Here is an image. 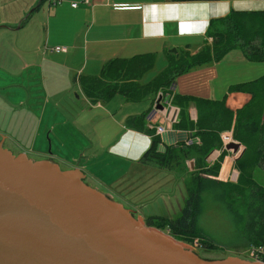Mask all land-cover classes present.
<instances>
[{
    "label": "crops",
    "instance_id": "0c3cea01",
    "mask_svg": "<svg viewBox=\"0 0 264 264\" xmlns=\"http://www.w3.org/2000/svg\"><path fill=\"white\" fill-rule=\"evenodd\" d=\"M72 2L74 6L70 5ZM125 3L140 7L113 6ZM12 4L15 6L6 16L7 21L0 22V28L9 31L0 34V89L8 91L0 92V100L17 111L15 119L22 117L28 122L29 130L21 134L12 128L11 133L2 129L0 132L10 140L29 133L33 138L48 133L52 130L47 123L53 108L46 109L47 102L63 104L61 115L66 124L62 131L58 128L56 137L63 152L73 148L74 159L68 162L25 147L22 153L51 158L58 166L73 164L83 174L81 177L90 182L89 186L127 204L142 217L166 216H144L137 207L154 198L163 187L167 190L164 197L174 196L179 182L176 166L168 169L139 160L151 137L156 136L155 125L177 130L173 125L181 107L186 119L194 122L199 101L221 104L234 116L237 109L249 105L257 87L264 118V61L246 59L238 49L227 51L218 61L177 75L161 109L153 107L149 95L129 101L114 94L104 101L90 102L78 85V77L96 76L102 63L110 58L153 54L154 65L155 60L163 59L162 51L170 47L187 44L195 52L207 40L205 31L210 19L230 11H262L264 0H22L21 5L11 0ZM38 8L40 14L35 12ZM25 21L30 22L29 27L18 33ZM55 45L65 46L66 50L55 52ZM150 78L142 77L141 82ZM240 84H245V89L234 88ZM36 85H41V90ZM173 95L184 100L182 106L172 101ZM40 104L45 106L39 111ZM172 114L176 116L174 121L169 120ZM195 140L194 136L192 142ZM238 144L236 150L225 148L218 180L236 182L239 172L234 162L244 150ZM16 145L12 143L13 147ZM162 149L158 143L156 150ZM218 154L206 155L207 165ZM253 169L257 171L252 170V176L264 187V168ZM165 203L166 209H156L168 211L173 206Z\"/></svg>",
    "mask_w": 264,
    "mask_h": 264
},
{
    "label": "trees",
    "instance_id": "16d2710c",
    "mask_svg": "<svg viewBox=\"0 0 264 264\" xmlns=\"http://www.w3.org/2000/svg\"><path fill=\"white\" fill-rule=\"evenodd\" d=\"M205 35L211 37V42L204 41L195 52H191L187 44L164 49L162 54L165 64L149 80L141 82L144 74L153 67V54L114 57L102 63L96 76L78 77L79 88L90 102L104 101L114 94L122 95L129 101H137L162 89L167 96L177 75L192 67L218 61L231 49L240 50L246 59L264 61V10L230 11L224 16L210 19ZM255 85H258V81ZM234 88L245 89V84ZM172 101L180 106L184 103L178 95H173ZM199 102L194 122L186 119L181 107L178 121L173 125L177 130L189 131L192 139L196 137L194 142L167 144L156 135L151 137L149 146L139 160L170 169L169 158L172 154L169 150L174 148H180L185 155L191 153L190 156L196 154L204 158L213 146L218 145V134L232 126L236 135L246 137V140L238 141L243 143L244 150L234 162L239 172L237 180L232 184L217 179L223 157L221 152L211 165H203L191 172L192 184L186 187L188 198L178 216H146L144 224L165 229L172 237L205 250L246 247L250 251L260 247L250 256L264 262V187L251 173L253 168H264L261 91L257 87L249 105L237 109L234 116L221 104ZM158 143L163 145L162 150H156ZM217 209L222 211L221 215L228 220L234 233L233 238L224 239L225 242L216 241L211 236L213 232L211 235L204 232V222L209 219L198 220L205 214L209 216L215 213Z\"/></svg>",
    "mask_w": 264,
    "mask_h": 264
},
{
    "label": "water",
    "instance_id": "95a60500",
    "mask_svg": "<svg viewBox=\"0 0 264 264\" xmlns=\"http://www.w3.org/2000/svg\"><path fill=\"white\" fill-rule=\"evenodd\" d=\"M3 138L0 264H264L241 254L194 250L146 230L134 211L80 181L76 168L10 155L1 149Z\"/></svg>",
    "mask_w": 264,
    "mask_h": 264
},
{
    "label": "rangeland",
    "instance_id": "374dc122",
    "mask_svg": "<svg viewBox=\"0 0 264 264\" xmlns=\"http://www.w3.org/2000/svg\"><path fill=\"white\" fill-rule=\"evenodd\" d=\"M21 1L22 0H17L19 5H21ZM13 6H15V5H13V4L11 5V0H0V8H1L0 9V22L7 21L6 16L9 14L10 10L13 11L12 10ZM41 7H42V4H41ZM2 8H4V9H2ZM35 12H36V14H40V9L38 8L37 11H35ZM25 13L22 16H24ZM30 15H29V17H30ZM29 17L27 18L28 20H29ZM29 23H30L29 21H25L24 25L20 28L21 30H19V29L17 30V31H19L18 33L24 32L29 27ZM23 29H25V30H23ZM2 33H9V31L4 29V28H0V34H2ZM206 37H207V40L205 39V41L211 42V37H209V36H206ZM203 44H204V42L201 44V46ZM189 50L191 51L190 48H189ZM164 64L165 63H164V60L162 58L155 60V63L153 65L152 69L148 70L144 74L145 79L150 78V76L155 73V70L161 69L164 66ZM36 86L39 88V90H41V85H36ZM7 87H9V86H7ZM162 90H160V91L157 90V91H155L149 95L150 96L149 98H150V101H152L153 107H155L156 103L161 104V107H162V105H163L162 100L166 97L164 90L163 91ZM0 92L3 94L8 93V91L5 92L4 89H0ZM159 95L161 98L158 102H156V98ZM152 105H151V107H152ZM44 106L45 105L40 104V106H38L37 108L40 111L41 108ZM50 106H52V108H53V110H52L53 112L50 115V122L47 123L49 126L52 125V130L50 132L42 133L41 136L37 135L34 138L29 137L30 133H29V135L25 134L23 136L15 137L19 140L20 143L16 142L14 140L15 138H12V137L10 140V138H8L6 136V134L0 132V139H1L2 135H4V138H3L4 140H2V142H1V149H6L10 155L18 156V157L23 155V156L27 157L29 160L35 161V162L44 161V160L46 161L48 159V157H41V156H37V155L31 154V153L23 154L22 153V150H24L23 147L30 148V150L35 151V152H42L43 151L47 154H52L53 156L57 155L62 160L71 162V160L74 159L72 156L75 155L73 148L69 149V151H67V152H63L59 148V142H58L57 137H56L57 136L56 132L58 131V128L60 131H62L63 130L62 125L66 124V121L64 119L65 116L62 117V115H61V111H62L61 107L63 106V104L58 103V102L57 103L53 102V100H49V102H47V105L45 106V108L48 109ZM16 115H17L16 110L7 106V103L0 100V129L8 131L10 133H11V128L14 129L15 133H18L17 130L19 129L20 134L24 133V132L27 133V131L29 130L28 122H25L26 120L22 121V117L20 119H17L18 117H16V119H15ZM8 124H9V128H8V130H6V126ZM35 124H37V122H35ZM41 124H44L43 121L41 122ZM41 124L39 123L40 126H41ZM25 128H27V130ZM234 131L235 130H233L232 126L229 129H227L224 133L221 131L218 135L221 136L222 141H221V139H219L218 145H215L212 147V149H210V151L206 154L207 157L213 156L216 152L219 154L222 152V155H223L225 153L224 144H228L230 142L239 143L238 142L239 140L240 141L246 140L245 136L236 135V133ZM13 142L17 143V145L15 147L12 146ZM241 145L244 148V145L242 142H241ZM228 149H231V148H228ZM169 153L172 154V156H170V158H169V163L172 167L176 166L175 174L177 175V178L179 181L178 184L175 186L176 194H174V196H172V197L171 196L167 197V198L164 197V195L167 194V190L163 187V190L161 192L155 193L156 198L155 197L151 198L150 201H148L147 203H144L140 207H137L138 209H140L142 211L141 214H143L144 216L153 215V214H163V215L167 214L166 216H163L165 218L166 217L174 218V217L178 216L181 213L182 209L185 207V204H186V201L188 198L187 193H186V187L190 186L192 184V180L190 178L191 172L197 170V168H199L203 165H207V162L204 160V158H202V156H200V155L196 156V154H192V156H190L191 153H189L190 155H185V153H183V151H181L180 148L171 149V150H169ZM49 160L57 165V163L53 159L49 158ZM213 162H214V160L211 161L209 163V165H211ZM60 167L63 168L64 170L70 171V172L72 171V167L76 168L73 164L61 165ZM78 170L80 171V169H78ZM252 170L257 171L256 169H252ZM79 173H81V171ZM80 181L85 182L87 184L90 183L88 180H86L82 177H81ZM235 181H236V179H235ZM230 183L234 184L233 181H230ZM88 185H90V184H88ZM89 187L91 190L96 191L95 188L92 187V185ZM169 188L171 190L172 185ZM115 202L120 204L124 208H129L128 205L125 203H122L120 201L119 202L115 201ZM165 202H169L173 206L172 207L168 206L169 207L167 209L168 211L158 210V209H161V207L166 209L165 208V205H166ZM136 206H138V205H136ZM156 208H158V209H156ZM129 209H131V208H129ZM131 210L133 211L134 209H131ZM217 210L220 211L219 209H217ZM217 210L215 211V213H210L209 216L207 214H205L204 216L201 215L202 219H201V217H199L198 220L204 221L205 218L209 219V220H206L204 222V223H206V229L204 230V232H206L207 234H210L213 232L214 234L213 235L210 234V235L213 238H215L216 241L225 242L226 240H224V239H229V240L232 239L234 236L233 235L234 233H233V230L231 229V226H230L228 220L224 219L225 217H223L221 215L222 211H220V213H219ZM135 214H136L140 224L142 225V227L145 228L146 230H154L157 233L165 236L170 241L176 242V243L181 244L183 246H186L188 248H191L194 250L201 249V248H198L196 246L190 245L188 243L182 242L181 240H179L177 238L172 237L171 235H169L167 233V230H165V229L161 230V229H157L153 226H146L144 224V221H143L145 219V217L140 216L137 212H135ZM210 216H211V218H210ZM216 234H217V236H216ZM242 247H244V246H242ZM203 250H205V249H203ZM212 251H217V252H221V253H230V254H241V255L249 257L251 259H255L254 257L250 256L252 253L246 247L238 248V249L226 248L223 250L214 249Z\"/></svg>",
    "mask_w": 264,
    "mask_h": 264
},
{
    "label": "built area",
    "instance_id": "2783aa9c",
    "mask_svg": "<svg viewBox=\"0 0 264 264\" xmlns=\"http://www.w3.org/2000/svg\"><path fill=\"white\" fill-rule=\"evenodd\" d=\"M83 2H86L88 0H81ZM71 6H74L75 3L72 2L70 3ZM115 8H139L140 5L139 4H114L113 5ZM53 51L58 52V51H64L66 50L65 46H60V45H55L52 48ZM167 99V96L165 97ZM176 119L175 114H172L169 118V120L174 121ZM154 131L155 134L158 135L161 139V141L167 144H174L177 142H191L192 138L190 137V133L189 131H182V130H171L167 127H165L164 125H155L154 126ZM260 247H257L255 250L252 249L250 250V252L252 253L251 255H253L254 251L256 252L257 250H260Z\"/></svg>",
    "mask_w": 264,
    "mask_h": 264
}]
</instances>
